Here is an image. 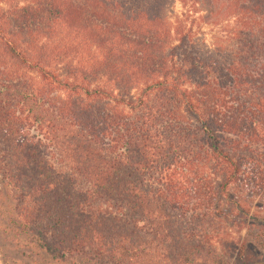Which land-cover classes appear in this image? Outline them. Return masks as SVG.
Listing matches in <instances>:
<instances>
[{"label": "trees", "instance_id": "obj_1", "mask_svg": "<svg viewBox=\"0 0 264 264\" xmlns=\"http://www.w3.org/2000/svg\"><path fill=\"white\" fill-rule=\"evenodd\" d=\"M0 175L71 264H226L264 226V0H0Z\"/></svg>", "mask_w": 264, "mask_h": 264}, {"label": "rangeland", "instance_id": "obj_2", "mask_svg": "<svg viewBox=\"0 0 264 264\" xmlns=\"http://www.w3.org/2000/svg\"><path fill=\"white\" fill-rule=\"evenodd\" d=\"M179 9L178 2H174L171 13L176 14ZM15 202L13 196L1 188L0 182V264H71L64 257L52 255L34 233L21 228L14 217ZM261 213L264 214V210ZM224 224L229 226L231 222ZM236 240L239 246L235 249L218 247L226 264H248L254 261L264 264V226L261 227L260 223L252 226L246 224ZM225 241L228 242V239Z\"/></svg>", "mask_w": 264, "mask_h": 264}]
</instances>
